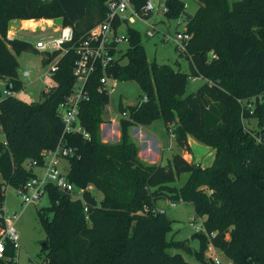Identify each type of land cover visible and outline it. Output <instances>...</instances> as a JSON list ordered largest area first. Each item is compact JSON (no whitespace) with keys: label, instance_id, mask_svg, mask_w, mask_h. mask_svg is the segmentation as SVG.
<instances>
[{"label":"trees","instance_id":"16d2710c","mask_svg":"<svg viewBox=\"0 0 264 264\" xmlns=\"http://www.w3.org/2000/svg\"><path fill=\"white\" fill-rule=\"evenodd\" d=\"M145 1L133 0L134 10L141 12ZM163 1L166 20L184 21L189 40L179 55L189 71L149 61L140 33L127 27L126 63L118 59L110 75L118 82H135L141 95L134 106H118L119 114H127L118 122L119 141L104 143L100 126L108 121L109 96L98 91L99 72L85 86L88 100L79 103V122L88 139L63 136L57 109L75 85L72 46L106 20L105 0H0V188H22L34 176L25 162L39 161L41 152L55 149L62 138L74 152L66 161L67 178L83 190L88 206L84 213L82 201L46 186L49 205L37 211L45 234L46 246L38 255L43 264H191L169 249H183L198 264H208L209 243L238 264H264V143L258 142L264 138V0H195L198 8L190 20L183 16L185 3ZM29 20H59L74 36L51 77L54 86L32 103L14 96L24 87L17 58L39 53L31 43L7 37L10 23ZM60 54L44 55L43 65ZM189 79L204 82L185 95ZM252 99L251 109L238 103ZM156 121L178 149L191 154L190 136L214 150L212 164L203 168L177 153L164 165L142 162L130 130ZM252 121L255 132L247 125ZM182 175H187L184 184L172 187ZM88 186L101 195L99 200ZM160 201L192 206L202 219L203 232L192 236L198 250L166 240L172 220L164 210L151 213L160 209ZM5 247L0 264H13L15 250L9 243Z\"/></svg>","mask_w":264,"mask_h":264},{"label":"built area","instance_id":"2783aa9c","mask_svg":"<svg viewBox=\"0 0 264 264\" xmlns=\"http://www.w3.org/2000/svg\"><path fill=\"white\" fill-rule=\"evenodd\" d=\"M107 8L106 20L91 29L82 39L76 42L72 48L75 55V61L73 66V76L75 78V85L72 94L58 106L57 115L63 124V136L68 134H78L83 138L88 139L89 134L83 129L79 122V103L81 101H87V93L85 86L88 80L97 72L100 73L99 79V92H106L110 96L112 91V85L110 81L113 78L110 75L111 68L117 63L119 56V47L123 44H127L126 28L130 25H134L137 20H145L144 16H150V14L159 13L164 15L167 11L164 1H158L157 3L152 0H146L141 12H137L133 7V0H105ZM117 24V26H116ZM184 30L175 32L173 36L167 37L166 42H171L175 45L179 52H185L189 35L185 32V24L181 23ZM156 33V26H149L145 32L147 38H153ZM9 39H13L12 36ZM73 30L68 26H60L57 31V35H49L47 37L40 38L34 44L33 48L43 58H46L47 54H53L59 51L61 54L53 59L46 67L48 68L45 74L51 78L58 67L57 64L62 55L68 52L66 44L73 43ZM30 71L24 70L20 77L21 79H29ZM194 81L195 79H191ZM9 93L4 90L3 95ZM254 100L241 101L239 104H245L247 109H251L254 104ZM146 99H143L145 102ZM126 113H118L115 115V119L111 120V125L114 127L119 126V119L126 118ZM117 121V123H113ZM62 140V138H61ZM60 140L59 144L53 150H44L41 152L40 160L27 161L23 167L34 173V176L29 179L22 188L15 190L20 202L23 206L38 202L43 196L47 197L46 186H53L58 192L67 195L71 200H79L84 204V213H87L88 206L83 199V190L75 188V186L69 182L67 178V172L62 168V163L67 161V158L71 157L74 152L71 148L64 145ZM0 141L4 142L2 130L0 128ZM258 142L264 143L263 139H258ZM6 144V143H4ZM2 187L0 189H4ZM87 191H92V187L88 186ZM0 194L2 192L0 191ZM170 207H175V204L168 203ZM163 209H155L151 213H162ZM0 218L3 222V227L0 230V260L5 259V244L9 243L15 250L16 255L12 260L13 264L17 262V250L19 236L14 228V221L16 214L8 213L5 208L0 207ZM203 232V229L199 230ZM214 234L207 235L208 238H212ZM205 258L209 264H238L233 260L227 258L222 252L216 249L211 243L207 245L205 251Z\"/></svg>","mask_w":264,"mask_h":264},{"label":"rangeland","instance_id":"374dc122","mask_svg":"<svg viewBox=\"0 0 264 264\" xmlns=\"http://www.w3.org/2000/svg\"><path fill=\"white\" fill-rule=\"evenodd\" d=\"M157 3L158 1L163 0H152ZM185 3V13L187 15L193 16L198 8V4L195 0H180ZM230 3L238 0H228ZM145 20H137L134 25H130L136 29L141 36V41L144 47L146 57L149 61H154L159 65H168L174 70H180L181 72H188V63L185 57H181L179 54V49L175 47L171 42H166L167 37L173 36L175 32L183 31L184 27L180 25L184 23L183 19L178 20H166L164 15L159 13L150 14V16H144ZM59 22L55 21L54 27H45L46 30L43 33L37 32L36 34L22 33L19 32V28H24L22 25L19 26L18 22H12L9 25V31H13L18 34L14 35V38L27 41L31 44H34L40 38L47 37L49 35H57L56 27H58ZM38 26H43L42 23H38ZM36 25V26H37ZM149 26H156V33L153 38H147L145 35L146 30ZM34 24L29 22L26 25V28H34ZM12 34V33H10ZM9 33L7 34V36ZM127 47L126 43H123L119 47V64L123 65L126 63V59L122 58V54L125 52ZM41 54H35L32 52H24L18 56L19 69L18 74L24 70L30 71L29 79H21L24 87L23 89L14 94V96L23 102L32 103L38 102L42 98L40 94L42 92L48 91V89L54 86V82L49 78L45 72L48 69L42 63ZM203 80H188L186 86V93L188 95L196 91L202 84ZM110 84L112 85V91L109 96L108 104V117H112L118 114V106H134L138 103L141 91L135 82H118L111 80ZM162 125L161 121H156L152 124V127H159ZM249 129L254 131L256 130V123L252 121L247 124ZM171 134L168 133V136ZM183 159L188 161L189 156L183 153ZM165 164V163H164ZM163 164V165H164ZM201 166L202 163H199ZM67 164L62 163V168L64 171H67ZM187 178V175H182L172 187L179 188L182 186ZM1 180V178H0ZM4 196V203L0 207H4L5 210L10 214H16L14 221V228L18 233V250H17V262L16 264H43V257H39L40 250L42 245L45 244V234L38 222L37 211L41 208H45L49 205L48 198L43 196L38 202L23 206L20 202L19 197L16 194V191L9 186H6L4 189H0ZM92 194L95 195L96 199L99 200L101 195L95 193L92 188ZM158 208H161L165 211L167 217L172 220V230L166 236V240L182 242L184 246L190 249V252L198 250V241L192 239V236L195 232H199L201 229L202 219L195 217L193 208L189 204H177L175 207H170L168 202L160 201ZM229 238V237H228ZM46 246V245H45ZM45 248V247H44ZM170 254H180L182 257L190 262L191 264H198L193 255H189L184 252L183 249H169ZM205 258V257H204ZM206 261V258H205ZM209 264V263H208Z\"/></svg>","mask_w":264,"mask_h":264},{"label":"crops","instance_id":"0c3cea01","mask_svg":"<svg viewBox=\"0 0 264 264\" xmlns=\"http://www.w3.org/2000/svg\"><path fill=\"white\" fill-rule=\"evenodd\" d=\"M55 21H58V27H56V32L60 28L61 24L59 20H50V21H15L19 23V26L22 25L24 28H19L22 33H29V34H36L37 32H41L44 34L46 30L45 27H54ZM33 23L34 28H26L27 23ZM42 23L43 26H38L37 24ZM37 25V26H36ZM9 37L18 34L14 33L13 31H9ZM12 33V34H10ZM40 54V53H39ZM42 55V54H41ZM43 58V57H42ZM200 80V79H195ZM204 82V81H202ZM108 111V106H107ZM115 119V115L110 119L108 117V121L100 126V136L101 140L104 143H116L119 141V126L116 128L114 124L111 125V120ZM113 123H117V121H113ZM118 124V123H117ZM130 137L132 141L138 146L139 148V159L148 164V165H163L167 159H170L172 154L177 153L183 156L185 153L189 156V160L187 162L193 161L196 164L202 163L203 166L207 167L212 164L215 152L210 147L204 146L198 142H196L192 137H187V142L191 150V154H188L182 149H178L175 146L174 139L172 135L168 136V133L165 131L164 125H160L159 127L155 128L152 125L148 127H132L130 130ZM158 207L159 202L157 203ZM162 208V207H161ZM160 208V209H161Z\"/></svg>","mask_w":264,"mask_h":264},{"label":"water","instance_id":"95a60500","mask_svg":"<svg viewBox=\"0 0 264 264\" xmlns=\"http://www.w3.org/2000/svg\"><path fill=\"white\" fill-rule=\"evenodd\" d=\"M183 16L186 17L188 20H190L192 18V16L187 15L186 13H184ZM6 89H7V87H6ZM44 247H45V244L42 245V248H44Z\"/></svg>","mask_w":264,"mask_h":264}]
</instances>
